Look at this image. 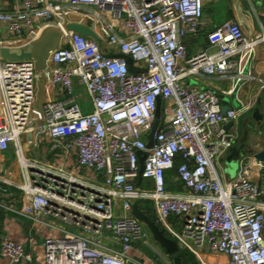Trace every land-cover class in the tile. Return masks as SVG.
<instances>
[{
  "label": "built area",
  "instance_id": "1",
  "mask_svg": "<svg viewBox=\"0 0 264 264\" xmlns=\"http://www.w3.org/2000/svg\"><path fill=\"white\" fill-rule=\"evenodd\" d=\"M71 21L89 25L100 39L66 30ZM0 23L19 41L12 46L0 37V150L13 145L33 171L21 187L20 212L55 233L44 241L45 264H162L160 245L133 213L145 201L152 202L156 223L201 264H264V161L255 157L262 149L245 152L236 178L223 179L238 137L227 125L257 100L238 98L240 107L224 112L215 90L187 84L200 75L234 73V88L255 79L251 63L264 33L250 35L239 19L214 27L204 0H21L14 11L0 9ZM54 25L63 39L45 71L34 59L2 57L1 48L20 52ZM204 31L217 51L189 55L186 39ZM123 56L145 71L130 72ZM40 81L66 94L43 102V112ZM159 98L163 125L148 148ZM262 110L264 118V101ZM256 133L264 137V120ZM43 136L54 150L75 155L83 172L29 160L24 137L33 144ZM171 181L183 190H171ZM146 247L156 257H147ZM0 248L11 264L33 261L24 244L7 236Z\"/></svg>",
  "mask_w": 264,
  "mask_h": 264
},
{
  "label": "crops",
  "instance_id": "2",
  "mask_svg": "<svg viewBox=\"0 0 264 264\" xmlns=\"http://www.w3.org/2000/svg\"><path fill=\"white\" fill-rule=\"evenodd\" d=\"M21 4V0H0V9L4 11H14ZM205 13L212 19L213 26H219L223 22L231 19H239L244 23L246 32L250 35L264 33V0H204ZM0 37L8 40L12 46H17L19 41L10 37L5 31V27L0 23ZM188 54L194 55L201 49H207L209 52L217 51L216 47L209 45L207 32H201L197 36H189L186 39ZM251 69L255 79L247 81L242 87L234 88L233 75L230 73L227 77L216 75H200L187 81L189 86L211 88L215 90L221 98L223 106L240 107V101L256 99L257 104L250 111L240 116L228 129L237 132L236 143L242 147L245 152L261 150L264 147V139L260 137L256 130L263 124L262 103L264 101V88L262 89L260 79L264 80V40L257 45L256 57L251 63ZM40 81L38 83L39 91L41 90ZM225 90H232L230 94H224ZM85 109L91 110V105L87 102V95L80 92ZM66 98L63 88L59 85H53L50 82H44L43 102L50 100H62ZM262 101L259 105V101ZM260 108L261 118L256 117L253 113L256 108ZM247 114V116H245ZM254 130L250 137H244L247 129ZM28 137H24L25 155L29 160H38L43 165H60L69 170H79L75 155L66 154L62 150H54L53 142L50 138L43 136L33 144L28 142ZM25 163V162H24ZM223 179H231L225 172V160ZM89 177L95 178L96 174L92 171H84ZM33 177L31 168H25L18 160L15 148L11 145L7 150H0V186L4 191V206L0 208V244L4 236L24 244L26 250L33 255V261L29 264H45L46 250L44 247L45 239L55 235L53 231L41 222H34L21 214L24 204V190L22 186ZM171 190H183L181 184L176 185L173 181L169 183ZM154 209V208H153ZM155 211V209H154ZM156 217V212H155ZM50 221V215L44 217ZM52 221H55L52 219ZM155 221V220H154ZM161 247V246H160ZM162 250V247H161ZM165 260L170 259L174 264L172 255H169L165 249L162 250ZM138 255V251H134ZM148 257V256H147ZM196 257V256H195ZM197 259V258H196ZM148 259L146 258V261ZM198 260V259H197ZM0 264H11L10 259L1 254Z\"/></svg>",
  "mask_w": 264,
  "mask_h": 264
},
{
  "label": "water",
  "instance_id": "3",
  "mask_svg": "<svg viewBox=\"0 0 264 264\" xmlns=\"http://www.w3.org/2000/svg\"><path fill=\"white\" fill-rule=\"evenodd\" d=\"M66 30L68 31H75L77 33L91 36L97 40L100 39L99 35L87 24L78 22V21H71L67 22L65 26ZM63 39V29L59 26H49L46 27L41 35L36 38L35 40L31 41L28 45L25 46L24 49L20 50V52L12 51L9 47L1 48V55L4 59L14 60V61H21L25 59H34L36 62V68L39 72H43L47 69L50 54L52 51L57 49ZM127 59L129 70L130 72H140L145 71L144 69H140L135 67L134 60L129 56H123ZM41 90L38 92L37 97V107L38 109L43 112V88H44V81L40 83ZM262 101H259V105H261ZM228 106L223 108L224 112H227ZM256 117L261 118L260 108H256L253 113ZM247 116V114L245 115ZM163 118L164 112L162 109V101L158 99V107L156 111V120L152 125L151 132L148 137V148H153L155 145L156 134L162 128L163 125ZM234 122H230L229 126L232 125ZM227 125V128L229 127ZM245 154V151L242 147H238L237 145L232 146L229 150L228 155L225 158V172L230 176L231 179L236 178L240 159ZM255 157L259 161H264V148L255 154ZM144 161L145 155L140 157V178L138 184L141 183V175L144 170ZM133 213L134 215L140 219L151 231L153 238L155 241L165 249V251L173 256L174 264H182L181 256L178 254L180 251V247L176 240L170 238L167 234L165 229L161 228L156 221H154L149 215H147L140 207L139 203H135L133 206Z\"/></svg>",
  "mask_w": 264,
  "mask_h": 264
},
{
  "label": "trees",
  "instance_id": "4",
  "mask_svg": "<svg viewBox=\"0 0 264 264\" xmlns=\"http://www.w3.org/2000/svg\"><path fill=\"white\" fill-rule=\"evenodd\" d=\"M168 187H170V186H168ZM140 207L153 220L156 219L155 211L153 209L152 202H149V201L141 202ZM168 236L170 237V235H168ZM178 254L181 256L182 264H198V261H197L195 255L192 252H190L189 250L180 249ZM171 259H173V256H171Z\"/></svg>",
  "mask_w": 264,
  "mask_h": 264
},
{
  "label": "rangeland",
  "instance_id": "5",
  "mask_svg": "<svg viewBox=\"0 0 264 264\" xmlns=\"http://www.w3.org/2000/svg\"><path fill=\"white\" fill-rule=\"evenodd\" d=\"M254 130H251V129H247L246 131H245V134H244V137H250V134H251V132H253ZM264 139V137L261 139V140H263ZM155 241V240H154ZM155 244L156 245H158V243L157 242H155ZM159 246V245H158ZM160 247V246H159ZM161 248V247H160ZM162 250H164V248L162 247ZM161 250V251H162ZM145 253H146V255L148 256V257H150V258H152V257H156V255H157V252L154 250V249H152V248H150V247H146L145 248ZM155 253H156V255H155ZM198 261V264H201V262L199 261V260H197ZM167 262H168V264H170V263H172L171 261H170V259H168V260H164V262H162V264L164 263V264H167ZM160 263V262H159Z\"/></svg>",
  "mask_w": 264,
  "mask_h": 264
}]
</instances>
